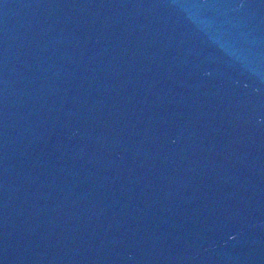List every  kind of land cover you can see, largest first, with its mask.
I'll return each mask as SVG.
<instances>
[{
	"label": "water",
	"instance_id": "obj_1",
	"mask_svg": "<svg viewBox=\"0 0 264 264\" xmlns=\"http://www.w3.org/2000/svg\"><path fill=\"white\" fill-rule=\"evenodd\" d=\"M0 264H264V0H0Z\"/></svg>",
	"mask_w": 264,
	"mask_h": 264
}]
</instances>
